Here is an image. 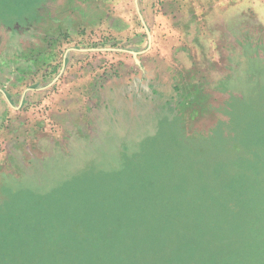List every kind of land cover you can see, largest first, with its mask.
<instances>
[{
	"label": "rangeland",
	"instance_id": "1",
	"mask_svg": "<svg viewBox=\"0 0 264 264\" xmlns=\"http://www.w3.org/2000/svg\"><path fill=\"white\" fill-rule=\"evenodd\" d=\"M259 2L0 0V264H264Z\"/></svg>",
	"mask_w": 264,
	"mask_h": 264
},
{
	"label": "crops",
	"instance_id": "2",
	"mask_svg": "<svg viewBox=\"0 0 264 264\" xmlns=\"http://www.w3.org/2000/svg\"><path fill=\"white\" fill-rule=\"evenodd\" d=\"M249 1L251 3H249L248 0H200V1L196 0L194 7H212L215 10V9H221V7H259L260 6L259 0H249ZM170 40L173 41L172 37H170ZM207 44L208 46L204 49L206 51V54L213 53L214 54L213 56H215L216 55L215 54L216 52H214L215 46L213 47V45L215 44V39L214 38L208 39ZM191 49H192V53L194 50V53L192 54L193 57L190 58L192 59V63H193L191 64V68L187 70H184L183 68L180 69V71L183 70L185 73H188L187 75H190L195 70H197V72L200 71V69H198L196 66L197 64L196 60L198 59L201 62L202 56L206 55V54H203V52H199L197 47L191 48ZM171 56H174L173 53ZM171 56L169 55L168 58L170 59ZM177 68L179 69V67Z\"/></svg>",
	"mask_w": 264,
	"mask_h": 264
},
{
	"label": "water",
	"instance_id": "3",
	"mask_svg": "<svg viewBox=\"0 0 264 264\" xmlns=\"http://www.w3.org/2000/svg\"><path fill=\"white\" fill-rule=\"evenodd\" d=\"M136 2H137V0H135V3H136ZM136 9H137V11H138V7H136ZM140 19H141V21H142V23H143V27H144V29H145V31H146V34H147V37H148V42H149V44H150V42H151L150 33H149V31H148L146 25L144 24L143 19H142L141 16H140ZM100 50H102V49H90V50H83V51H100ZM103 50H107V49H103ZM68 51H69V50H68ZM131 54H132V55H136L137 53H135V52H131Z\"/></svg>",
	"mask_w": 264,
	"mask_h": 264
},
{
	"label": "trees",
	"instance_id": "4",
	"mask_svg": "<svg viewBox=\"0 0 264 264\" xmlns=\"http://www.w3.org/2000/svg\"><path fill=\"white\" fill-rule=\"evenodd\" d=\"M197 1H200V0H197ZM195 2H196V0H194V3L193 4H195ZM193 6H195V5H193ZM113 33H116L115 31H112Z\"/></svg>",
	"mask_w": 264,
	"mask_h": 264
}]
</instances>
